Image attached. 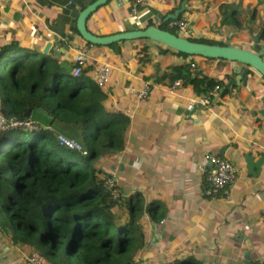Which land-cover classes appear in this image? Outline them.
Wrapping results in <instances>:
<instances>
[{"label":"crops","instance_id":"obj_1","mask_svg":"<svg viewBox=\"0 0 264 264\" xmlns=\"http://www.w3.org/2000/svg\"><path fill=\"white\" fill-rule=\"evenodd\" d=\"M93 1L0 0V45L17 43L42 57L44 46L56 38L57 54L49 56L63 67L72 66L77 49L90 56L85 66L90 63L94 69L102 61L108 63L109 77L102 86L107 92L104 107L130 117L123 149L117 156L107 155L106 163L112 173L117 167L124 199L144 197L146 208L139 224L146 232L145 253L156 252L168 261L190 255L219 264L264 263V164L258 171L252 168V173L245 162L246 154L255 160L264 153V114L260 113L264 78L249 70L246 84L242 80L236 84L234 63L202 56L170 54L158 62L160 46L151 42L145 57L136 51V44L87 47L74 28L79 12ZM180 3L144 0L130 15V0H109L89 16L86 27L96 35L144 28L150 20L158 24L162 16L173 14ZM186 10L191 14L182 19L195 36L204 37L203 32L218 21L214 37L226 40L229 35L234 46L251 48L252 37L264 24V0H189ZM233 12L240 28L221 24ZM259 44L264 46V39ZM188 61L199 77L226 81L207 105L199 103L201 95L190 84L176 79L180 84L172 87L164 75ZM145 83L150 84V92L139 103L135 91ZM211 153L230 160L235 168L226 193L208 192L205 170L210 164L205 155ZM126 204L119 206L123 214L119 217L124 219ZM149 205L160 218L153 219ZM27 248L0 230V264H23L24 254L30 252Z\"/></svg>","mask_w":264,"mask_h":264},{"label":"trees","instance_id":"obj_2","mask_svg":"<svg viewBox=\"0 0 264 264\" xmlns=\"http://www.w3.org/2000/svg\"><path fill=\"white\" fill-rule=\"evenodd\" d=\"M165 16L156 26L176 33V28L163 22ZM222 22L240 28L234 12L225 15ZM148 25L154 23L150 20ZM259 36L264 39V24ZM187 38L223 44L208 38ZM148 42L160 46L164 53L189 57L143 38L122 40L106 47L137 44L136 51L143 52L145 57ZM192 63L172 66L164 75L172 82L181 79L190 84L197 95L210 93L208 97L212 100L214 87H223L226 81L199 77L192 72ZM72 68L59 65L54 56L41 57L17 43L0 45V114L7 124L20 116L21 121H32L38 126L33 129L7 126L0 130L1 232L54 264H163L164 261L219 264L202 262L190 255L169 261L160 260V256L146 262L133 259L145 247L146 232L139 224L143 201L135 196L127 201L117 183L111 189L105 184L112 175L106 156H117L123 149L129 120L122 113L105 109L107 92L95 82L90 63L78 76H71ZM37 108L47 114L37 112ZM28 110L30 115L26 117ZM57 134L79 137L86 153L61 145ZM113 190L118 191V198L113 199ZM122 202L127 203L128 210V218L124 220L111 214ZM154 210L149 205V213L156 219L160 215L154 214Z\"/></svg>","mask_w":264,"mask_h":264},{"label":"water","instance_id":"obj_3","mask_svg":"<svg viewBox=\"0 0 264 264\" xmlns=\"http://www.w3.org/2000/svg\"><path fill=\"white\" fill-rule=\"evenodd\" d=\"M108 1L109 0H94L79 12L76 21V28L84 41L93 45L108 46L122 40H134L140 38L149 39L175 51L185 53L189 55V57L202 56L205 58L223 59L234 63L232 72L237 75L235 79L236 84H240L241 80L242 85L246 84L249 70L258 72L264 78V46H260L259 36L252 37L253 44L251 48H242L231 45L229 35L226 36V41L223 45L208 44L191 41L184 36L163 30L156 25H148L144 28L117 32L111 35H95L87 29L86 21L93 12ZM188 1L189 0H182L180 6L174 11V13L166 15L163 22L170 19H178L179 15L185 11L186 3ZM56 40L57 39L54 38L53 42H48L44 46L42 50L43 56L57 54L55 47ZM37 112H42L45 115L47 114L41 108H37ZM260 113L264 114V107ZM29 115L30 111L28 110L25 116L28 117ZM16 119L21 120V117L17 116ZM245 162L247 163L249 172L253 173L252 168H256V171H258L259 169H262L264 164V153L255 160L253 155L246 154ZM169 264L175 263L170 262Z\"/></svg>","mask_w":264,"mask_h":264},{"label":"built area","instance_id":"obj_4","mask_svg":"<svg viewBox=\"0 0 264 264\" xmlns=\"http://www.w3.org/2000/svg\"><path fill=\"white\" fill-rule=\"evenodd\" d=\"M143 2L144 0H132L130 6V13L134 15L137 11V7ZM168 26L171 28H176L178 34L182 36L184 35L186 36L189 32L188 22L184 19H180L179 21L176 20L175 22H169ZM88 59H89L88 53L85 51L78 52L76 54V57L73 61V68L71 71V75L73 77L78 76L80 74L83 67L86 65ZM191 66L192 68H194L195 65L191 64ZM108 75H109V66L107 63L103 62L94 69L95 81L100 86H103L107 82ZM179 84L180 81L176 80L173 82L172 87H175ZM218 89L219 87L215 86L211 95L215 96L218 92ZM149 92H150V86L148 84L140 88V90L136 91L137 101L141 103L144 100H146ZM208 94L201 96L198 99L201 105H207L209 103L210 98L208 97ZM123 115L128 118L130 117L128 113H124ZM30 122L31 121H21L16 119V121H11L9 124H7L6 119L0 114V130L7 126L29 127ZM57 139L61 145H64L71 149L79 150L82 153H86L82 145L73 138H69L63 134H57ZM205 159L210 164L209 168L205 170V179L211 188L208 192L210 194H214L218 190H222L223 192L226 193L235 178V168L233 164L230 162V160L226 159L225 157L213 153L206 154ZM106 187L109 189L112 188L113 182L111 180H108L106 182ZM24 264H42V262L38 257V255L32 252V253L24 254Z\"/></svg>","mask_w":264,"mask_h":264},{"label":"rangeland","instance_id":"obj_5","mask_svg":"<svg viewBox=\"0 0 264 264\" xmlns=\"http://www.w3.org/2000/svg\"><path fill=\"white\" fill-rule=\"evenodd\" d=\"M130 15L132 14V13H129ZM189 14H191V12L190 11H188V10H186L185 12H183L180 16H181V18H183L184 16H188ZM133 15V14H132ZM169 22H175V21H173V20H168ZM179 21V20H178ZM167 28V27H166ZM192 30H193V28L192 27H190L189 26V32H188V34L186 35V38L187 37H189L190 39H199V38H208V39H210V40H214V41H217V42H223V44H224V42L226 41V40H224V39H220V37H218V38H216V37H214V36H216L217 35V33L219 32V26H218V21H215L211 26H210V28L206 31H204L203 32V36L204 37H198V36H195V34L194 33H192ZM174 32V31H173ZM260 32V31H259ZM194 34V35H193ZM180 35V34H179ZM189 35V36H188ZM185 36V35H184ZM257 36H259V34H257ZM260 37V36H259ZM260 39V38H259ZM222 44V45H223ZM232 45V44H231ZM88 46H90V45H87V47ZM135 46H137V44L135 45ZM238 46V45H237ZM87 47H85V48H87ZM238 47H242V48H246L245 46H242V45H240V46H238ZM83 51H85V52H87L85 49H77L76 50V52H75V55L78 53V52H83ZM88 53V52H87ZM143 54V53H142ZM160 57H158L157 59H156V61H158V62H161L162 60H165V59H167L169 56H171L170 54V52L169 53H164V52H160ZM164 54H168V55H166V56H164ZM88 56H89V54H88ZM76 57V56H75ZM90 57V56H89ZM211 60H215V59H211ZM220 60V59H219ZM104 61H102V63H103ZM105 63V62H104ZM108 64V63H107ZM100 65V64H99ZM98 65V66H99ZM98 66H96V67H98ZM109 66V65H108ZM95 69V68H94ZM94 69H93V74H94ZM167 73H169V72H167ZM147 83H145V85H146ZM144 85V86H145ZM149 86H150V84H148ZM143 87V86H142ZM136 92V91H135ZM29 127L30 128H37L38 126H37V124L35 123V122H30L29 123ZM66 136V135H65ZM72 138V137H71ZM73 139L74 140H76L77 142H79L80 143V138L79 137H73ZM124 140H125V138H124ZM125 142V141H124ZM94 163V161H90V164H93ZM102 164V163H101ZM113 179H115V181H117V174H118V171H117V167L115 168V170L113 171ZM112 182H113V180H111ZM114 192H115V194H114V198H118L119 197V194H118V191L117 190H114ZM140 199H141V201H143L144 200V197L142 196V197H140ZM144 205V208H146V206H145V204H143ZM153 206V205H152ZM119 205L116 207V210L115 211H113V212H111V214L114 216V218H115V215H117V217L118 218H120L119 216H122L123 214H122V212L121 211H119ZM122 218V217H121ZM123 220H124V218H122ZM144 248H147V246H143V248L141 249H139L137 252H136V254H135V256H134V260L135 261H143V262H146V261H149V260H152V259H157L155 256H160V254H157L156 252H149V253H145V252H143L142 250L144 249ZM35 253H36V251H35ZM151 253H153V254H151ZM163 257V256H162ZM162 257L160 256L159 257V259L160 260H163L162 259ZM163 264H165V261H164V263Z\"/></svg>","mask_w":264,"mask_h":264},{"label":"clouds","instance_id":"obj_6","mask_svg":"<svg viewBox=\"0 0 264 264\" xmlns=\"http://www.w3.org/2000/svg\"><path fill=\"white\" fill-rule=\"evenodd\" d=\"M131 1L132 0H130V6H131ZM129 10H130V8H129ZM130 12V11H129ZM182 19V18H181ZM176 20H180V19H176ZM176 20H173V21H176ZM162 22V17L160 18V20L158 21V24H160ZM168 23H169V21H167V25H168ZM158 24H155L154 23V25H158ZM177 34H178V32H176ZM182 36V35H181ZM185 37V36H184ZM90 45H93V44H90ZM52 55V54H51ZM41 56V55H40ZM46 56H49V55H46ZM75 59V58H74ZM87 63V62H86ZM72 66H73V64H72ZM85 67V66H84ZM96 68V67H95ZM72 71V70H71ZM71 71H70V74H71ZM72 76V75H71ZM108 77H109V75H108ZM94 79H95V77H94ZM96 82V81H95ZM97 83V82H96ZM173 83V82H172ZM100 86V85H99ZM104 86V85H103ZM102 87V86H101ZM219 89H221V87H219ZM218 89V90H219ZM218 93V92H217ZM218 94H220V92L218 93ZM217 95V94H216ZM215 95V96H216ZM215 96H213V98L215 97ZM219 95H217V97H218ZM201 97V96H200ZM83 147V146H82ZM84 149V148H83ZM85 150V149H84ZM86 152V151H85ZM82 153V152H81ZM83 154H85V153H83ZM231 162V161H230ZM113 177V174L112 175H110L109 176V178L106 180V182L108 181V180H113V186H115L116 185V183H117V181H115V179H113L112 178ZM106 182H105V184H106ZM111 189V188H110ZM113 192H114V190H113ZM223 192V191H222ZM114 194H115V192L113 193V195H112V197H113V199H115L114 198ZM32 252H34L35 253V251H32V250H30V252H28V253H32ZM27 253V254H28ZM36 254L38 255V257L40 258V256H39V254L36 252ZM40 260H41V262L43 261V259H41L40 258ZM23 264H24V256H23ZM43 264V263H42ZM258 264H260V263H258ZM264 264V263H263Z\"/></svg>","mask_w":264,"mask_h":264}]
</instances>
